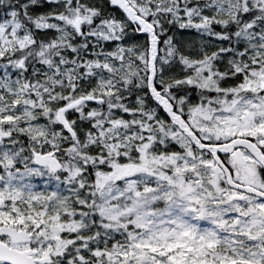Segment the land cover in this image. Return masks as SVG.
I'll return each instance as SVG.
<instances>
[{"label": "snow or ice", "instance_id": "1", "mask_svg": "<svg viewBox=\"0 0 264 264\" xmlns=\"http://www.w3.org/2000/svg\"><path fill=\"white\" fill-rule=\"evenodd\" d=\"M0 264H264V0H0Z\"/></svg>", "mask_w": 264, "mask_h": 264}]
</instances>
